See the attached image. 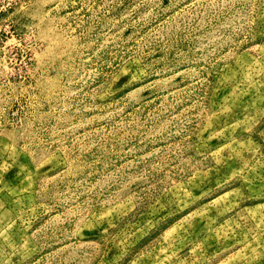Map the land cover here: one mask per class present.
Segmentation results:
<instances>
[{"label": "rangeland", "instance_id": "1", "mask_svg": "<svg viewBox=\"0 0 264 264\" xmlns=\"http://www.w3.org/2000/svg\"><path fill=\"white\" fill-rule=\"evenodd\" d=\"M0 264H264V0H0Z\"/></svg>", "mask_w": 264, "mask_h": 264}]
</instances>
